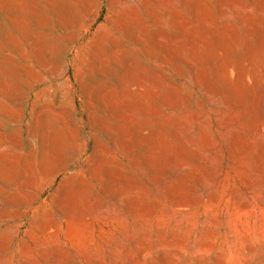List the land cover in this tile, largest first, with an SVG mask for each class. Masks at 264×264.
<instances>
[{
	"label": "rangeland",
	"instance_id": "1",
	"mask_svg": "<svg viewBox=\"0 0 264 264\" xmlns=\"http://www.w3.org/2000/svg\"><path fill=\"white\" fill-rule=\"evenodd\" d=\"M0 264H264V0H0Z\"/></svg>",
	"mask_w": 264,
	"mask_h": 264
}]
</instances>
